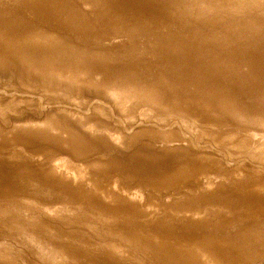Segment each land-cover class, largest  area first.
<instances>
[{
  "label": "rangeland",
  "instance_id": "obj_1",
  "mask_svg": "<svg viewBox=\"0 0 264 264\" xmlns=\"http://www.w3.org/2000/svg\"><path fill=\"white\" fill-rule=\"evenodd\" d=\"M0 264H264V0H0Z\"/></svg>",
  "mask_w": 264,
  "mask_h": 264
}]
</instances>
